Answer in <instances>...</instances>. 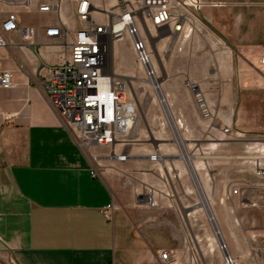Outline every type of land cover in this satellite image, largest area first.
<instances>
[{
    "label": "crops",
    "instance_id": "crops-1",
    "mask_svg": "<svg viewBox=\"0 0 264 264\" xmlns=\"http://www.w3.org/2000/svg\"><path fill=\"white\" fill-rule=\"evenodd\" d=\"M53 1L0 4L1 17L16 12L36 29L32 44L10 34V44L0 47V71L9 70L15 83L0 87V263L167 264L159 252L175 248L180 264H200L194 252L156 237L161 225L151 224L154 214L139 200L146 198L142 186H154L149 171L157 169L150 156L164 160L151 139V129L169 121L162 103L138 105L126 162L118 164L121 153L110 146L117 156L103 170L51 106L44 67L62 60L68 49L45 30L79 25L75 0H60L59 14L39 11ZM91 1L101 6L102 0ZM200 1L194 31L183 36L166 30L160 38L166 46L158 63L160 91L185 147L208 157L211 206L227 253L236 264H264V178L244 159L255 152L264 162V0ZM116 5L107 0L96 12L103 17L93 18L104 22L118 15ZM112 201L108 219L102 209ZM202 264H224L223 252L208 254Z\"/></svg>",
    "mask_w": 264,
    "mask_h": 264
},
{
    "label": "built area",
    "instance_id": "built-area-1",
    "mask_svg": "<svg viewBox=\"0 0 264 264\" xmlns=\"http://www.w3.org/2000/svg\"><path fill=\"white\" fill-rule=\"evenodd\" d=\"M75 1L79 25L73 31L59 25H50L45 30L48 39H61L68 49L62 60L44 67L49 102L82 150L85 151L91 146L127 144L138 121V113L129 84L115 75L110 64L108 51L112 41L127 32L132 38V48L137 62L143 67L146 79L153 87H159L158 67L152 61V52L146 37L139 30L138 22L149 21L154 27L168 26L172 31L186 36L194 31L195 22L198 20L194 11L203 3L200 0L125 1L118 15L100 22L93 18L92 12L97 8L92 5L91 0ZM0 4L27 7L29 0H0ZM61 8V1L55 0L40 5L38 9L59 14ZM10 34H15L20 44H32L36 29L24 24L16 12H10L4 17H1L0 12V47L10 44ZM261 49V60L264 63V44ZM14 86L12 73L9 70L0 71V87L11 89ZM198 100L202 105L201 99ZM228 130L224 128L223 131ZM124 156L121 155L118 159H124ZM245 157L253 162L255 174L264 178V162L258 155L249 152L245 153ZM150 158L155 159L154 156ZM218 158H223V155ZM92 174L96 175L94 170ZM237 191L233 189L232 193ZM147 194L150 195L141 200L147 206H156L150 189ZM114 208L113 201L108 203L102 209L103 215L110 219ZM220 248L223 252V263L236 264L233 257L225 251L226 247ZM159 257L167 264H180L175 248L161 250ZM193 259H196L195 256Z\"/></svg>",
    "mask_w": 264,
    "mask_h": 264
},
{
    "label": "rangeland",
    "instance_id": "rangeland-1",
    "mask_svg": "<svg viewBox=\"0 0 264 264\" xmlns=\"http://www.w3.org/2000/svg\"><path fill=\"white\" fill-rule=\"evenodd\" d=\"M116 1L117 5L115 7H118L120 0ZM106 3L107 0H102L99 8L103 9L102 7ZM97 15L103 17V14L98 13ZM141 32L146 37L148 47L152 52V59L158 66V63L163 61L166 48L160 38L166 35V32L160 30L156 32L149 24H146V29L142 26ZM149 32L152 33V36L149 35ZM113 45L109 51L110 61L116 74L131 84L139 120L138 105L141 109H146L149 105L153 106L154 103L157 106V104H160V99L153 85L146 80L143 67L137 62L136 53L132 48L131 37L126 34L121 39L116 40ZM131 135L132 133L129 136V140ZM146 137L147 139L150 138L148 135ZM151 139L153 140L152 142H157L156 147L160 153L164 154V160L152 159L157 169V172L153 169L149 171L152 175V185L154 186H142L141 193L145 194L150 189L157 205H145L143 200H141L143 199L142 196L139 197L140 203L144 204L143 207L147 211L154 214L151 224L154 226L161 225L159 228L156 227V237L166 239L171 245L184 246L186 252H194L198 255V260L202 264L208 254L222 253V250L204 208L196 207L200 202V198L185 160L178 158L182 152L175 141V136L168 120L158 123L151 129ZM89 148L93 155L91 156L93 165L97 166L98 170H103L110 163V159L114 158L113 148H116L117 152L121 153L120 155H126L127 145L116 144L113 148H110V146H91ZM185 151L188 155L194 156L192 164L214 214L210 200L214 181L212 173L208 172V157L203 153L196 152L195 149L191 150L189 147H185ZM244 159H246L245 161H250L245 157V154ZM117 160L118 164L126 162V158ZM198 160L203 161V166L197 168L196 162ZM229 186L232 191L233 188L237 187V184Z\"/></svg>",
    "mask_w": 264,
    "mask_h": 264
},
{
    "label": "water",
    "instance_id": "water-1",
    "mask_svg": "<svg viewBox=\"0 0 264 264\" xmlns=\"http://www.w3.org/2000/svg\"><path fill=\"white\" fill-rule=\"evenodd\" d=\"M164 105H163L164 110L167 113V117H168L169 122H170L171 119L169 118L168 109ZM170 124H171V122H170ZM171 127H172V130L174 132L175 141L178 144V146L180 148V151L182 152V154L180 156H178V158H181V159H184L185 160L186 165H187V168H188V171H189V173H190V175L192 177L194 186L196 187V190H197L198 195H199V198H200V202L196 205V207H202V208H204V210H205V212H206V214L208 216V219H209V221H210V223L212 225L213 231H214V233L216 235L217 241H218L219 245L221 247H223L225 245L223 243V239L221 237V234H220V231L218 229L217 223L215 221L214 215H213L212 210H211V208L209 206V203L206 202V200H205L206 199V196L204 194V191L202 190V187H201L200 182L198 180L197 174H196V172H195V170H194V168H193L190 160L185 157V154H184V152H185V144L180 140L179 134L177 132L176 126H175V124H174L173 121H172ZM177 139H179L181 141V144L178 143ZM152 143H153V145L155 147L157 146L156 145V143H157L156 141H154ZM199 189H200V192H199ZM203 199L205 200L206 205L204 204Z\"/></svg>",
    "mask_w": 264,
    "mask_h": 264
},
{
    "label": "bare ground",
    "instance_id": "bare-ground-1",
    "mask_svg": "<svg viewBox=\"0 0 264 264\" xmlns=\"http://www.w3.org/2000/svg\"><path fill=\"white\" fill-rule=\"evenodd\" d=\"M125 1H131V0H121L120 1V9H121V5H122V3L123 2H125ZM131 2H133V1H131ZM91 3H92V1H91ZM92 5L94 6V7H96L97 9L96 10H94L92 13L94 14V13H96L97 11H100V9L97 7V6H95L93 3H92ZM113 18V16H107V18L106 19H109V18ZM115 17V16H114ZM146 24H149V26H151L152 28H159V27H161V26H158V27H154V26H152L151 24H150V22L149 21H146V23H145V21H142V20H140V22H138V27H139V30H140V32H141V27L143 26V27H145V29H146ZM118 27V26H117ZM161 28H163V30H164V32H166V30H169V34H174V33H176V32H174V31H172V29L171 28H169L168 26H162ZM117 30V28L115 29V31ZM129 35L127 32H124L123 34H122V36L120 37V38H118V39H114L113 41H112V43H111V45H110V47H112V45L114 44V42L116 41V40H119V39H121L124 35ZM141 34H142V32H141ZM176 34H178V33H176ZM143 35V34H142ZM130 36V35H129ZM131 37V36H130ZM131 43H132V38H131ZM109 51H110V48H109ZM109 51H108V58H109ZM109 60H110V58H109ZM152 61H153V59H152ZM153 63H154V61H153ZM110 64H111V66H112V68H113V70H114V67H113V65H112V63H111V61H110ZM155 64V63H154ZM157 65V64H156ZM158 67V66H157ZM114 72H115V70H114ZM115 75H117L116 74V72H115ZM118 76V75H117ZM157 76H158V80H159V75H158V69H157ZM119 77V76H118ZM120 78V77H119ZM146 78V77H145ZM124 80V79H123ZM147 80V79H146ZM127 84H129V86H130V89H131V92H132V88H131V84L129 83V82H127L126 80H124ZM151 83V82H150ZM152 84V83H151ZM154 89H155V91H157L156 93H157V95H158V97H159V99H160V102L162 103V105H164L166 108H167V106H166V103H165V100H164V98H163V95H162V93H161V91H160V85H159V87H153ZM168 109V108H167ZM168 114H169V118L173 121V119H172V117H171V114H170V112H169V110H168ZM166 115H167V113H166ZM170 120V122H171V124H172V121ZM174 122V121H173ZM170 124V125H171ZM175 124V123H174ZM180 140L184 143V141L180 138ZM179 139H177V141H178V143H180L181 144V141H180ZM117 144H123V143H117ZM182 146V145H181ZM184 154H185V157L187 158V159H189L190 160V157H188L187 156V153H186V151L184 152ZM114 156H117V155H115L114 154ZM152 156H154L155 157V159H156V155H152ZM117 157H121V155H119V156H117ZM125 158H126V155L124 156ZM194 157V156H193ZM190 162H191V160H190ZM191 164H192V162H191ZM192 166H193V164H192ZM193 168H194V166H193ZM195 170V169H194ZM199 180V179H198ZM200 182V181H199ZM200 185H201V183H200ZM202 187V186H201ZM196 188V187H195ZM202 190H203V188H202ZM199 192H200V189H199ZM150 194H147L146 193V197H148ZM206 200V202H208L207 201V198L205 199ZM205 200L203 199V202H204V204L206 205V203H205ZM226 251V250H225Z\"/></svg>",
    "mask_w": 264,
    "mask_h": 264
}]
</instances>
